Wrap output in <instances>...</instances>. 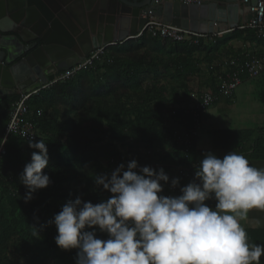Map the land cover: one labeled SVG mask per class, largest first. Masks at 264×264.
I'll use <instances>...</instances> for the list:
<instances>
[{
    "label": "trees",
    "instance_id": "obj_1",
    "mask_svg": "<svg viewBox=\"0 0 264 264\" xmlns=\"http://www.w3.org/2000/svg\"><path fill=\"white\" fill-rule=\"evenodd\" d=\"M237 39L263 40L240 28L197 44L144 31L105 47L90 67L31 95L26 105L36 123L34 141L42 138L46 143L49 162L42 171L51 183L25 202L28 189L19 174L38 150L9 135L0 157V264H75L77 249L62 250L55 243L57 230L50 221L78 196L94 204L107 200L112 193L97 186L94 177L110 174L121 163L136 159L139 167L163 168L169 181L162 184L170 185L173 178H179V185L191 182L183 174L194 168L195 109L181 105L203 87L216 92L220 79L254 52L231 51ZM221 53L222 71L213 66ZM18 98L12 92L0 101V138L10 105ZM97 236L107 238L98 229Z\"/></svg>",
    "mask_w": 264,
    "mask_h": 264
},
{
    "label": "clouds",
    "instance_id": "obj_2",
    "mask_svg": "<svg viewBox=\"0 0 264 264\" xmlns=\"http://www.w3.org/2000/svg\"><path fill=\"white\" fill-rule=\"evenodd\" d=\"M0 139V146L7 142V136ZM27 143L38 151L19 174L28 189L25 202L51 183L42 171L49 162L45 141L29 137ZM138 167L132 159L96 175L95 184L112 195L95 204L78 196L50 221L55 243L77 249L75 264H260L264 244H250L240 221L248 210L264 208V169L233 150L222 158L206 152L181 194L164 195V169ZM178 185L173 178L171 186ZM97 229L107 238H99Z\"/></svg>",
    "mask_w": 264,
    "mask_h": 264
},
{
    "label": "water",
    "instance_id": "obj_3",
    "mask_svg": "<svg viewBox=\"0 0 264 264\" xmlns=\"http://www.w3.org/2000/svg\"><path fill=\"white\" fill-rule=\"evenodd\" d=\"M239 0H0V97L40 89L93 49L134 38L148 17L199 33L238 28ZM254 1V0H253Z\"/></svg>",
    "mask_w": 264,
    "mask_h": 264
},
{
    "label": "crops",
    "instance_id": "obj_4",
    "mask_svg": "<svg viewBox=\"0 0 264 264\" xmlns=\"http://www.w3.org/2000/svg\"><path fill=\"white\" fill-rule=\"evenodd\" d=\"M240 17L238 25L243 22V18L240 22ZM261 52L264 50L247 54ZM241 78L231 96L218 97L199 116L194 135L195 170L206 152H213L222 158L232 150L244 155L251 166L264 169V70L255 78H248L243 73ZM220 103H224L221 114L215 113ZM208 204L214 205V201L210 200ZM240 223L247 232L250 244H264V208L248 210L247 218ZM260 264H264V255Z\"/></svg>",
    "mask_w": 264,
    "mask_h": 264
},
{
    "label": "built area",
    "instance_id": "obj_5",
    "mask_svg": "<svg viewBox=\"0 0 264 264\" xmlns=\"http://www.w3.org/2000/svg\"><path fill=\"white\" fill-rule=\"evenodd\" d=\"M156 4H162L165 2H178L180 4H201L204 0H153ZM241 12L239 15L242 16L243 22L238 25L240 29H250L254 34L261 39H264V0H239L238 1ZM144 31H147L152 37H159L167 39L171 42H182L187 41L193 44H197L201 39H206L213 34L194 32L188 29H183L181 27L172 25L170 23L164 22L160 18L148 17L147 22L138 32L135 37L141 35ZM218 35V34H215ZM123 42V41H122ZM120 42V43H122ZM102 48L93 49L91 52L87 53L81 60L71 65L69 68L54 73L52 80L48 81L46 85L42 86L40 89H44L51 85L52 83L68 78L72 76L75 72L90 67L93 62L100 58L102 53ZM264 70V52L259 54H246L244 60L238 65V68L220 79L217 85L216 92L203 91L198 102L195 104L193 113V118L196 125L198 124V117L204 110L209 107L218 97H229L233 93L236 86L241 82V74H245L248 78L257 77ZM34 90L29 93H19V98L15 100L8 111V120L4 127L3 137L9 135H15L22 140V142L27 143V139L32 137L35 139L36 136V123L33 118L29 116L28 107L26 105L27 99L33 95L37 94L40 90ZM39 115V113H37ZM9 129L11 132H9ZM196 129L192 131V135H195ZM2 137V138H3ZM0 143H3L1 139ZM5 154L4 144L0 146V157ZM195 169H190L183 175L187 178L195 177ZM181 173V171H179ZM187 184L178 185L172 187L171 184L168 185L163 192L164 195H179L180 188Z\"/></svg>",
    "mask_w": 264,
    "mask_h": 264
},
{
    "label": "rangeland",
    "instance_id": "obj_6",
    "mask_svg": "<svg viewBox=\"0 0 264 264\" xmlns=\"http://www.w3.org/2000/svg\"><path fill=\"white\" fill-rule=\"evenodd\" d=\"M242 21V17H240V22ZM135 38V37H134ZM231 51H237L239 49H249V50H252V51H258V50H264V39L261 41V43H257L256 41H253V42H249L247 40H240V39H237V40H234L231 42V45H230V48ZM200 57L203 58V54L201 53L200 54ZM83 58V57H82ZM81 58V59H82ZM225 60V57H224V54H218V57L213 61V66H215L216 68H219L220 71L223 70V67L220 65V63ZM206 63V61H204V59H202V62L200 64V66L204 69V64ZM219 71V73H220ZM54 73H57V72H54ZM217 73V79L219 78L220 74ZM206 78L207 75L206 73L203 74V78ZM195 84V82L193 83V85ZM46 85V84H45ZM42 87V86H41ZM41 90V89H40ZM205 90V88L203 87L202 89H200L197 93H191L187 99L184 101L183 105H181L182 107H185V108H192L195 106V104L198 102L199 100V96L201 94V92H203ZM39 92V91H38ZM195 92V91H194ZM220 100V99H218ZM217 100V102H219ZM223 102V101H221ZM224 106V103H220L218 104L217 106V109L215 111L218 112L219 114H221V111H222V107ZM206 116V115H205ZM177 134L179 136H181V131H177ZM123 150L125 151L126 150V146H124ZM102 159V157H101ZM169 184H163V192L165 191L166 187L168 186Z\"/></svg>",
    "mask_w": 264,
    "mask_h": 264
}]
</instances>
